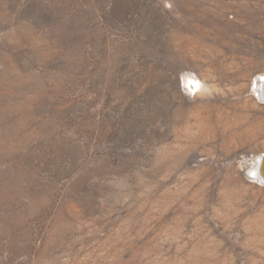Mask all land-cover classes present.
<instances>
[{"label":"rangeland","instance_id":"1","mask_svg":"<svg viewBox=\"0 0 264 264\" xmlns=\"http://www.w3.org/2000/svg\"><path fill=\"white\" fill-rule=\"evenodd\" d=\"M261 76L264 0H0V264H264Z\"/></svg>","mask_w":264,"mask_h":264},{"label":"clouds","instance_id":"2","mask_svg":"<svg viewBox=\"0 0 264 264\" xmlns=\"http://www.w3.org/2000/svg\"><path fill=\"white\" fill-rule=\"evenodd\" d=\"M262 79H264V77H262ZM180 83L182 91L189 97L195 96L197 93H209L207 84L202 82L194 72L185 71L181 73ZM262 158H264V153L255 155V165L253 169L246 174L253 183L264 184V176L260 174V162Z\"/></svg>","mask_w":264,"mask_h":264},{"label":"bare ground","instance_id":"3","mask_svg":"<svg viewBox=\"0 0 264 264\" xmlns=\"http://www.w3.org/2000/svg\"><path fill=\"white\" fill-rule=\"evenodd\" d=\"M262 77H264V76L259 77V80L257 81L258 83H256V84H257V89H258L259 95L264 99V79H262ZM250 166H252V165H250ZM260 174L262 176H264V158H262L261 162H260Z\"/></svg>","mask_w":264,"mask_h":264}]
</instances>
